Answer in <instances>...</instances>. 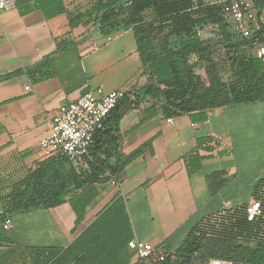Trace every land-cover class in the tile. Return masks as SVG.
Wrapping results in <instances>:
<instances>
[{
	"label": "crops",
	"instance_id": "0c3cea01",
	"mask_svg": "<svg viewBox=\"0 0 264 264\" xmlns=\"http://www.w3.org/2000/svg\"><path fill=\"white\" fill-rule=\"evenodd\" d=\"M72 1L69 10L79 9V0ZM64 14L66 18L59 19ZM64 14L45 19L40 10H33L20 15L14 4L0 14V76L23 70L0 80V161L29 150L23 164L35 167L51 155L40 149L39 140L48 133L61 104L98 89L102 93L120 89L131 100L141 98L140 87L149 80L131 29L106 37L97 30L91 44L77 40V30L83 27L70 28ZM65 45L66 49H58ZM46 58L53 76L34 83L25 71ZM153 102L150 97L141 98L122 117L121 154L140 146L142 151L118 178L96 185L98 194L82 221L75 225L68 202L23 210L19 213L20 243H16L64 248L116 197L125 205L131 239L160 250H174L191 232L217 231L221 225L224 231L231 228L236 210L253 193H264V185L258 187L256 182L257 174L264 173V100L209 109L206 118L196 122L186 113L164 117L159 106L148 116ZM206 137L211 140L205 142L215 147L202 148L200 140ZM257 138L259 149L253 151ZM192 156L199 158V168L189 175L187 163ZM127 251L128 264H143V260L155 264L154 258L139 259L134 251Z\"/></svg>",
	"mask_w": 264,
	"mask_h": 264
},
{
	"label": "trees",
	"instance_id": "16d2710c",
	"mask_svg": "<svg viewBox=\"0 0 264 264\" xmlns=\"http://www.w3.org/2000/svg\"><path fill=\"white\" fill-rule=\"evenodd\" d=\"M72 2L14 0L13 4L20 15L40 10L49 19L66 13L70 28L91 24V29L104 30L108 36L131 29L140 61L150 72L149 80L140 87L141 98L154 101L148 116L159 106L164 117L186 113L196 122L204 120L209 109L264 100V60L255 55V47L264 45V25L249 37L232 32L222 13V3L79 0L82 8L71 11ZM254 3L259 10L264 9V0ZM120 14L124 16L118 18ZM208 26L215 28L214 35H210L213 40L205 37L204 28ZM59 48L64 50L66 45ZM192 56L195 61H191ZM198 65H203L205 79L196 72ZM50 69L46 58L25 73L36 83L52 77ZM22 73V69H16L0 76V80ZM141 98L131 100L126 96L115 105L93 133L89 156L70 160L65 154L55 153L37 161L35 167L26 168L22 161L30 153L26 150L0 161V175L6 174L2 179L5 187L0 185V230L4 229L3 221L14 213L63 202L72 207L78 225L98 194L96 185L118 178L123 167L142 151L140 146L127 155L121 154L118 135L122 117ZM207 140L211 138L200 143ZM198 159L192 156L188 161L189 175L199 168ZM260 195L264 193L252 194L264 204ZM241 206L229 230L224 231L221 225L217 231L191 232L179 247L165 251L164 260L154 263L206 264L208 258L218 257L233 264H264V226L260 222L246 223ZM132 237L125 205L116 197L64 248L21 245L0 231V264H128L127 243Z\"/></svg>",
	"mask_w": 264,
	"mask_h": 264
},
{
	"label": "built area",
	"instance_id": "2783aa9c",
	"mask_svg": "<svg viewBox=\"0 0 264 264\" xmlns=\"http://www.w3.org/2000/svg\"><path fill=\"white\" fill-rule=\"evenodd\" d=\"M195 2V0H194ZM222 3V13L229 29L239 35L249 37L264 25V9L255 7L254 0H214ZM196 3V2H195ZM13 6L11 0H0V14ZM1 33V26H0ZM255 55L264 60V45L255 47ZM26 89H30L29 86ZM132 96L120 89L102 93L86 91L74 100L61 104L52 117L48 133L39 140V147L47 154L62 153L70 160L89 156V146L93 133L115 105L125 97ZM168 121H172L169 118ZM215 147L214 143L204 142L202 148ZM242 218L246 223L260 222L264 226V204L259 198H251L241 206ZM10 218L3 221V228L8 229ZM128 248L139 259L154 258L164 260L165 250H160L149 242L130 239ZM206 264H233L232 261L210 257Z\"/></svg>",
	"mask_w": 264,
	"mask_h": 264
},
{
	"label": "rangeland",
	"instance_id": "374dc122",
	"mask_svg": "<svg viewBox=\"0 0 264 264\" xmlns=\"http://www.w3.org/2000/svg\"><path fill=\"white\" fill-rule=\"evenodd\" d=\"M81 2L77 3L79 6V8H82L83 5L80 4ZM125 8V6H124ZM74 10H78L77 8ZM125 10H123L122 12H124ZM124 15H125V12H124ZM122 14H120L118 16V18H121L122 16H124ZM66 16L65 14L62 16V18H59V19H65ZM215 28H211V26H208V27H205L204 28V34L206 35L205 37H209L210 39L213 40V37H211L210 35H214L212 32L214 31ZM82 31V32H81ZM97 30H92L91 31V24H88L87 27H83V28H80V30H77V33H80L77 35L78 39L77 40H82V41H89L91 44L94 43L95 41V36L97 35ZM76 33V34H77ZM106 31L104 32V30L101 31V34L103 37H106ZM196 59L192 56L191 57V61H195ZM196 72L201 75L202 78L205 79V73H204V68H203V65H198V67L196 68ZM240 117L241 118H245L246 115L244 114H240ZM264 130V128H263ZM249 130H246V132H248ZM257 143H254L253 145V151H256L259 149V145H260V138H257ZM243 144V143H242ZM235 147V146H234ZM239 155V153H238ZM256 155V154H255ZM26 168H28L26 165H25ZM6 174L4 175H0L1 177V181H0V185H2V188H4L5 184H4V181L5 180H2L3 178H5ZM2 182V183H1ZM256 182L258 185H263L264 184V173L263 174H257V178H256ZM4 191V190H3ZM262 196V199L264 201V195H260ZM12 219H13V222L10 223L11 224V228L8 230V229H2L0 231H2V233L5 235V236H10L11 238H14L13 240L15 242H19L20 243V228H19V213L18 214H12L11 215ZM10 227V225H9ZM143 264H148V261L147 260H143L142 261Z\"/></svg>",
	"mask_w": 264,
	"mask_h": 264
}]
</instances>
